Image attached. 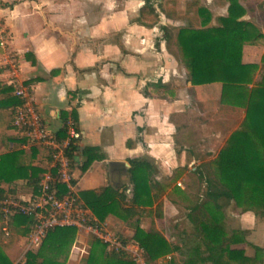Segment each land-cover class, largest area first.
Masks as SVG:
<instances>
[{"label":"crops","instance_id":"1","mask_svg":"<svg viewBox=\"0 0 264 264\" xmlns=\"http://www.w3.org/2000/svg\"><path fill=\"white\" fill-rule=\"evenodd\" d=\"M237 2L244 11L240 20L249 21L262 34L255 42L245 43L242 52L243 64L259 65L258 80L264 67V0ZM231 3L0 0V82L13 83V93L15 83L28 85L38 111L55 134L64 129L65 118L75 115L82 132L73 166V175L76 167L81 169L80 176L74 175L77 191L110 186L129 203L134 188L130 160L142 159L151 165V186L158 199L139 208L144 213L140 223L145 231L164 238V253L151 264H214L216 236L210 231V216L208 220L204 215L210 214L204 208L209 209L211 201L199 191L196 199L191 198L192 177L200 180L197 169L207 163L202 155L211 158L215 145H219L217 158L234 131L226 133L231 114L244 109L222 100L221 82L195 85L188 80L177 35L183 28L219 25L218 18L229 15ZM3 98L0 93V155L27 150L26 134L13 123L14 107ZM219 112L220 128L212 124ZM203 115L209 120L201 122ZM42 155L34 159V165L44 167ZM114 163L126 168L120 173ZM202 184L206 192V182ZM2 185L14 188L22 199L30 194H19L21 186L33 189L24 179ZM248 218H243L239 230L244 234L236 242L229 238L234 231L228 228L229 222L219 220L223 229L219 238L225 237L221 251L226 255L239 249L256 257L255 264H264V222L251 232ZM114 220L125 223L113 214L102 223ZM134 232L131 227L129 236ZM92 241L78 230L75 248L88 257ZM220 264L237 263L223 259Z\"/></svg>","mask_w":264,"mask_h":264},{"label":"trees","instance_id":"2","mask_svg":"<svg viewBox=\"0 0 264 264\" xmlns=\"http://www.w3.org/2000/svg\"><path fill=\"white\" fill-rule=\"evenodd\" d=\"M200 10L202 13L207 12L203 8ZM243 12L237 0H232L229 15L219 17V25L211 27L204 25L201 29L183 28L177 36L179 49L188 69V80L195 85L221 82L223 94L232 98L238 106L245 108V117L240 127L233 131L215 159L216 168L213 170L209 163H202L197 169L199 179L206 182L205 194L217 211L224 209L232 201L242 199L245 203L242 211H251L257 215L264 214V83L249 85L248 77L251 74L249 66L242 63V52L245 43L255 42L262 34L249 21L240 20ZM13 87V83L0 82V93L4 96L5 104L14 107L12 112L14 123L15 109L21 105L22 99L13 93ZM66 116L67 114H64V117ZM72 116L76 119L74 114ZM58 133L63 137L65 129H61ZM23 139L26 142L29 140L27 135H24ZM39 154L41 149L32 146L28 150L0 155V202L8 197H17V191L11 187H4L3 183L11 184L16 180L24 179L31 183L34 192L38 191L42 174L46 169V164L44 167L33 164ZM42 158L45 160L43 155ZM130 162L134 188L129 203L125 201L124 194L110 186L82 190L79 196L101 222L113 214L130 223L135 230L134 239L144 248L146 258L151 263L164 253V238L144 230L140 223V217L144 213L139 208L153 205L158 197L157 194L154 197L151 186V165L142 159H131ZM61 187L64 191L65 187L63 185ZM161 207L162 204L158 203V213H161ZM204 210L210 213L204 215L207 219L210 216V220L208 219L210 231L216 236V244L213 248L214 264H220L223 259H226L227 263L255 264L256 257L246 256L239 249L227 251L226 255L222 253L225 237L219 238L223 230L221 223L215 212L207 207ZM2 224L3 212L0 204V235L3 236ZM35 224L34 217L14 213L10 217L11 234L5 238H13L16 234L27 236ZM77 231L75 227L55 228L48 233L41 247L50 248L51 252L56 254H66L67 248L75 241ZM243 234L241 230H234L229 238L236 242ZM10 243L4 245L8 247ZM0 264H14L1 242ZM17 264L65 263L56 258H33L29 255L25 257L24 262ZM87 264L135 263L125 253L107 251L102 241L94 239L90 246Z\"/></svg>","mask_w":264,"mask_h":264},{"label":"built area","instance_id":"3","mask_svg":"<svg viewBox=\"0 0 264 264\" xmlns=\"http://www.w3.org/2000/svg\"><path fill=\"white\" fill-rule=\"evenodd\" d=\"M14 94L22 99L21 105L15 109L14 125L29 138L24 144L25 149L36 146L43 151L46 169L37 192L33 190L27 199L8 197L0 202L4 236L11 234L10 217L21 213L36 220L30 233V245L33 247L42 245L48 233L55 228L75 227L102 241L107 251L125 253L135 264H149L144 248L134 237H123L110 231L80 199L73 175L82 139L76 119L73 116L65 119V135L60 137L49 129L28 85L15 83Z\"/></svg>","mask_w":264,"mask_h":264},{"label":"rangeland","instance_id":"4","mask_svg":"<svg viewBox=\"0 0 264 264\" xmlns=\"http://www.w3.org/2000/svg\"><path fill=\"white\" fill-rule=\"evenodd\" d=\"M248 66H249V72L251 74L248 77L249 84H252L254 82L264 83V67H263V70L260 72V75H262V77L256 80L255 77H256L257 70L259 69V65L250 64ZM222 100L227 103L232 104L233 106H238L235 103V101L231 98H226L225 96H222ZM242 108L245 110L244 107ZM244 110L242 111L241 109H239L236 112L234 111L231 114V120H228L230 121L229 123L231 125L229 126V129L226 131L227 134L230 131H233V130L235 131L237 128L240 127L244 119V115H245ZM219 114L220 112L215 115V118H214L215 120H213L214 123H212L213 125L215 124V126H217L218 128L222 127L223 125V120L220 118L222 115H219ZM209 116H212V115H209ZM205 117L206 116L204 115L202 116L201 122L209 120V118L207 119ZM226 133H225V136L227 135ZM218 148H219V145H215L216 152L213 153L214 155L211 158H208L206 155H202V159H201L202 161L209 163L211 165V168H213V170L216 168V165H215L216 158L215 157L219 151ZM41 153H43V151H41ZM80 174H81V169L79 167H76V169L74 170V175L78 177L80 176ZM192 178H193L192 183L194 185L195 192L193 194L194 197H191V198L196 199V195L198 191L204 193V196H205V187L202 184L203 181L197 180L195 176H193ZM31 192H33V189H31V187L28 188L26 186H21L19 194L26 195L28 193L30 194ZM244 204H245L244 201L242 199H239L238 201H232L229 205L225 206L224 209L219 210V211H217L214 208L212 202L210 203V205H208V207L209 209H211L213 212L216 213L218 220L221 219L222 221H224L223 219H225L227 223L229 222V224H227L228 228L233 229V230H239V228H241L243 224L242 220L246 216V217H249L248 219H250V222L253 225V229H251V232L253 230L256 231L258 230L259 226L261 227V223L264 222V214L256 215L254 212L249 211L244 216V213L242 211V207ZM105 227L108 228L110 231L116 232L117 234L123 237L124 236L129 237L130 228L132 226L130 225V223H126V222L123 223L119 220H114V221L109 222L107 225H105ZM30 236L31 234H28L27 236H20L19 234H16L13 238L12 237L5 238L4 234L3 236L0 235V242L3 243L5 252L11 257L14 264H17L18 262H24L25 257L29 255L33 258H36V257L56 258V259L64 261L65 264H67V262H70V264H87V254L83 253L81 249L75 248L74 242L71 243V245L67 248L66 254H56V253L51 252L50 248H47V247L42 248L41 245L38 247L31 246ZM87 236L91 239V241L94 240V237L92 235L87 233ZM9 242H11L10 246L6 247L4 244L9 243ZM240 242L244 244L245 241H240Z\"/></svg>","mask_w":264,"mask_h":264},{"label":"water","instance_id":"5","mask_svg":"<svg viewBox=\"0 0 264 264\" xmlns=\"http://www.w3.org/2000/svg\"><path fill=\"white\" fill-rule=\"evenodd\" d=\"M156 8H157V10H158V12L161 14V9H160V7H159V5L158 4H156ZM161 16H162V14H161ZM116 166H117V171L118 172H120L121 173V169L123 168V169H125L126 168V165L124 164H117V163H114Z\"/></svg>","mask_w":264,"mask_h":264}]
</instances>
